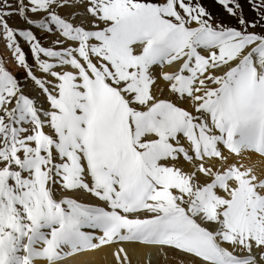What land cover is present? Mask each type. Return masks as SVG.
I'll return each mask as SVG.
<instances>
[{
    "label": "snow or ice",
    "instance_id": "1",
    "mask_svg": "<svg viewBox=\"0 0 264 264\" xmlns=\"http://www.w3.org/2000/svg\"><path fill=\"white\" fill-rule=\"evenodd\" d=\"M213 3L0 0V264H264V0Z\"/></svg>",
    "mask_w": 264,
    "mask_h": 264
},
{
    "label": "rangeland",
    "instance_id": "2",
    "mask_svg": "<svg viewBox=\"0 0 264 264\" xmlns=\"http://www.w3.org/2000/svg\"><path fill=\"white\" fill-rule=\"evenodd\" d=\"M203 3L205 4V6L208 8L209 11H211L213 13V15H215L216 17L220 18V19H225L226 21L229 20V18L226 16L225 13H223V11L221 9H219L214 3H213V0H203ZM234 23V21H232ZM54 39V37H49L48 39H46L44 41V46H49L50 43H51V40ZM24 49L26 52H28V47L27 45H24ZM0 51L2 53H6L8 56H10V59H11V54L8 52V50L4 47V44L3 42H0ZM5 57V56H4ZM28 59H29V62H30V59H31V54L29 53L28 54ZM5 61V64L8 63V60L6 58L3 59ZM12 62H14L12 59H11ZM14 65L15 66H11L12 70H10L12 73L13 72H16V73H13V74H16L19 78L23 79L24 77V70L22 68H19L16 63L14 62ZM17 69V70H16ZM31 82L29 81V84Z\"/></svg>",
    "mask_w": 264,
    "mask_h": 264
},
{
    "label": "bare ground",
    "instance_id": "3",
    "mask_svg": "<svg viewBox=\"0 0 264 264\" xmlns=\"http://www.w3.org/2000/svg\"><path fill=\"white\" fill-rule=\"evenodd\" d=\"M68 11H72L71 9H68ZM0 54H2L3 59L6 58L8 60V63L5 64L6 68L9 70H12L11 66H15L14 62L11 61L10 56H8L6 53H2L0 51ZM5 56V57H4ZM31 62V59H30ZM17 70V69H16ZM16 73V72H13ZM17 74V73H16ZM255 159V158H254ZM105 251H101L96 254H86V255H80L77 257H70L67 261V264H111L110 259H105ZM135 256L133 257L134 264H135Z\"/></svg>",
    "mask_w": 264,
    "mask_h": 264
}]
</instances>
